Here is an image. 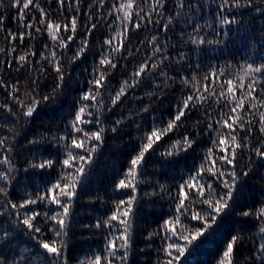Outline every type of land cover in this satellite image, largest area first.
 <instances>
[{
    "label": "trees",
    "instance_id": "trees-1",
    "mask_svg": "<svg viewBox=\"0 0 264 264\" xmlns=\"http://www.w3.org/2000/svg\"><path fill=\"white\" fill-rule=\"evenodd\" d=\"M37 2L49 13L53 20H59L64 23L68 22V17L74 15V11H69V4L75 9L76 5L73 0H66L63 9L57 4L56 0H37ZM120 0H104V7H100L99 0H80L78 17V34L76 41L71 43L67 49L54 50L61 57V64L65 72V86L59 95L55 104L41 106L39 114L36 115L29 123L25 124L23 118L14 124V118L9 116L4 110L0 109V137L11 138L13 132L17 135L15 140L11 141L15 145L10 153L11 159L16 166V179L9 187L11 193L10 199L15 203H20L26 198H35L37 193H42L50 184L58 178L61 172L60 161L64 158V148L58 145L57 140L61 134L66 131V126L72 120L77 101L81 92L87 90L88 80L93 78V69L97 66L100 56L107 46L103 45V40L110 36L114 31L107 25L115 21V14L109 16L108 12L114 4ZM193 0H186V3ZM254 6L261 9L255 11V7H246L233 9L225 14L231 17L235 15L239 23L237 25H228L219 27L217 25L216 15L218 12L219 0H199L201 11L197 22L203 27L202 32L206 39H216L223 41L220 44H207L199 47L190 43H185L180 36V29L176 26H169L168 31H163V23L168 15L172 14L175 9V0H166V10L163 16L157 17L153 13V19H159L160 24L146 25L142 24L140 29H133L129 25V41H126L125 50L119 54L118 67L113 70L114 75L108 85V89L114 93L120 86L121 81L129 79L132 73L141 62L152 56V47L147 41L152 35L158 37L161 47L167 45V55L169 59L164 62L160 69L155 72L146 73L142 77L143 82L134 89H129L125 97L113 112L105 110L101 119L108 131L105 132L104 141L95 154L94 162L89 166V171L84 179L83 184L78 188V197L73 204V214L71 217V228L69 231L68 248L65 255L68 258V264H79V261L85 262L89 257L97 253H103L106 247V237L109 230L101 227L100 229H85L83 224H94L97 220L103 221L113 209V201L123 197V194H116L113 189L115 183L121 178L128 162L136 154L140 144V137L145 131L151 129L153 121L157 124H164L171 115L174 114L175 106L182 103L184 97L193 91L192 84L198 88H203L205 84H212V79L208 81L203 79L204 76L215 69L218 73L220 69L224 70L221 80L234 78L239 72L240 65L253 63L259 65L264 63V0H253ZM140 9L147 12L151 9V0H137ZM143 12L141 14H143ZM187 12V8L185 9ZM33 13L39 19V13L34 9L26 17L31 20ZM85 13L93 16V21L98 23L96 29L88 36L89 47L86 53L75 63H68L79 46V40L84 35V29L89 23ZM16 9L11 7V0H0V15L5 17L4 30L0 31V48L6 51L0 53V61H5L0 65V80L5 85H16L20 92L17 95L24 98L25 92H31L32 80L38 79V91L41 96L50 94L57 82V74L47 61L40 60L39 53L45 51L44 45L52 47L53 42L48 39L47 33L35 34V39H26L23 44L19 40L14 41L17 51L11 56L7 50L12 47V43L6 39L8 31H22L19 23L13 19L16 16ZM101 17L99 21L96 17ZM137 18L134 17L135 21ZM212 25L211 28L207 25ZM35 26L42 27L38 23ZM183 27V25H181ZM186 33L191 32V27L185 28ZM34 32V29H33ZM217 33H219L217 35ZM225 33H227L225 35ZM65 37L68 33H62ZM143 40L144 43L140 44ZM29 46L37 53L30 57L32 64L35 66L34 71H29L26 65L22 70H17V65L13 57L21 54ZM139 47L140 51L136 52ZM131 48L133 56H128L127 49ZM180 53L187 56V60L179 61ZM160 54H157V57ZM156 57H153L155 59ZM12 61V67L7 66V61ZM151 63V61H150ZM41 65L46 70L47 75L39 73ZM165 72V76H160V71ZM190 81L185 85L181 77ZM196 81H192V77ZM168 77H173L168 80ZM167 81V83H165ZM217 93L220 91V85L212 84ZM11 87H0V104H9L14 110L18 105L14 104L8 98V92ZM148 93H154L149 96ZM105 103H109L106 99ZM211 107L208 104L203 106L197 104L196 108L190 113L189 118L184 120V126L178 128L174 133L165 137L148 159L143 172V179L146 183L141 184L138 189L139 202L133 217V247L129 254V264H159L165 259L162 248L165 235L160 230V226L165 219L174 216L175 197L177 187L195 171L204 157L205 151L212 146V134H205L204 129L207 125L205 111L211 112L213 118H218L219 110L223 108V101L216 104L214 99L210 98ZM145 105L150 106L148 113H142L140 110ZM227 112V109H223ZM132 113V119L125 121L117 133L110 131L113 122L120 117H127ZM7 117V119H5ZM201 120L199 125L200 134L197 137L199 143L190 151L185 159H178V163L172 164L170 160L163 158L160 153L163 152L172 140L178 139L185 133L193 131V124ZM12 131H9V129ZM86 130H95L96 125L90 124L85 126ZM253 133L250 137V145H255L259 137L256 124H253ZM70 133V129H67ZM69 135V142H70ZM30 140H37L35 145L29 144ZM79 151V150H77ZM3 149H0V156L6 155ZM256 160L254 154L245 150L238 153L236 161V170H246L249 159ZM35 159H52L55 166L51 169H31L25 171L27 161ZM5 166L0 165V170ZM255 170L248 177H242L236 199L232 202V208L227 214L218 217L217 223L210 228L203 237H200L194 245H189L185 255L180 258L177 264H218L221 254L232 235H239L242 243L238 245L235 261L236 264H256L253 253L255 252L257 237V222L254 217H244V211H255L264 204V167H260L257 162L254 165ZM208 179V177H205ZM214 187L222 191L219 183L213 181ZM164 186L161 190L160 186ZM155 195L145 196V192H153ZM6 201L0 198V205ZM207 210L206 205L194 204L189 208L188 215L181 217V222L187 225L189 229L202 227L200 221L190 219L191 211ZM26 210H35L41 213L48 212L51 214L55 210L54 205L45 207L43 203L30 205L29 209H21V218ZM11 213V214H10ZM19 218L12 213L11 209L0 208V235L4 230L10 232V238L0 240V260L3 264H14L21 260L22 256L28 258L27 264H41L46 255L35 240L31 238L28 230L23 224L17 223ZM44 231V238L51 239L52 233L48 231L51 222H46L43 215L38 217L35 222ZM179 227V226H177ZM152 234L149 236V234ZM187 234V233H186ZM181 244L183 240L179 241Z\"/></svg>",
    "mask_w": 264,
    "mask_h": 264
},
{
    "label": "snow or ice",
    "instance_id": "snow-or-ice-1",
    "mask_svg": "<svg viewBox=\"0 0 264 264\" xmlns=\"http://www.w3.org/2000/svg\"><path fill=\"white\" fill-rule=\"evenodd\" d=\"M56 2L63 9L66 0H56ZM73 2L76 7L73 9L69 4V11H74L75 14L68 17V22L64 23L51 19L49 13L41 7L37 0H11V7L16 9L17 13L13 19L19 23L23 30L19 32L8 31L6 39L12 43V47L7 50V54L11 56L17 51L14 41L19 40L23 44L26 39H35L34 33L46 32L48 39L53 44L52 47L48 44L44 45L45 51L39 53L40 60H37L36 64L47 61L57 74L55 87L50 94L43 96L38 91V79L32 80V90L25 92L24 98L17 95L20 92L18 86H7L4 81L0 80V87H11L8 98L18 105V109L14 110L9 104H0V109L14 118V124L21 118L25 124L29 123L39 114L41 106L50 103L55 104L62 93L66 83L65 72L61 64L62 58L57 55V51L54 49L57 47L67 49L71 43L76 41L79 28L80 0H73ZM99 5L104 7V0H99ZM201 7L199 0H193L189 3H186V0H175L176 10L166 17L162 30L166 32L169 30V26H176L180 29L182 39L187 36L185 43L197 47L205 43L209 45L222 43L221 40L206 39L205 35L202 34L204 29L197 22ZM246 7H255L253 0H219L216 15L217 25L219 27L237 25L239 21L236 16L229 17L225 13ZM186 8L187 12H185ZM33 9L39 13V19L37 20L33 13L32 19L26 20ZM165 10L166 0H151V9L147 12H143V9L139 8L137 0H120L109 10L108 15L115 14L116 18L107 26L113 28L115 25L114 31L103 40V45L107 47L102 52L97 66L93 69V78L88 80L87 90L81 92L74 116L66 126L65 133L58 137V145L64 148V158L60 161L61 172L44 192L37 193L35 198L23 199L18 204L9 198L11 195L9 187L16 179L15 173L17 171L10 156L15 147L11 141L15 140L17 133L13 132L11 138L0 137V149L8 153L0 156V165L5 166L3 170H0V198L6 201L5 204L0 205V208L11 209L12 213L19 218L16 222L23 224L29 234L34 233L31 238L46 254L41 264H68L65 250L68 248L67 240L71 228L73 204L78 197V188L83 184L89 166L94 162L95 154L104 141L105 132L108 131L101 119L105 110L109 113L113 112L115 107L122 103V98L126 96L129 89L138 87L143 82L142 77L146 73L160 69L164 62L169 59L167 45L161 47L158 37L152 35L147 41L152 47V56L141 62L130 73L129 79L121 81L119 88L112 93L108 89V85L114 75L113 70L118 67L119 54L125 50V42L129 41V25L131 24L133 29H140L142 24H160L159 19H153V13L160 17L164 15ZM255 11L260 12L261 9L255 7ZM142 12L143 14H141ZM85 15L89 23L84 29L83 37L79 40V46L68 61L70 64L78 61L86 53L89 47L88 36L98 26V23L91 22L93 16L90 13H85ZM134 17L137 18L135 21L133 20ZM100 19L101 17H96L97 21ZM4 20L5 17L0 15V31L4 30ZM35 23L42 27L35 26ZM187 27H191L190 33H186L185 28ZM207 27L211 28L212 25L209 24ZM62 33L68 34L65 37ZM143 43L144 41L141 40L140 44ZM5 51L4 48H0V53ZM139 51L140 48L137 47L136 52ZM36 54L33 47L29 46L21 54L13 57L18 66L17 70L20 71L28 65L29 71H34L35 66L30 57H34ZM133 54L132 49L128 48L127 56L123 58L127 59ZM157 54L160 55L157 57ZM153 57L156 58L153 59ZM185 60H187V56L180 53L179 61ZM4 63L5 61H0V65ZM7 66L9 68L13 66L11 60L7 61ZM39 73L47 75L42 65L39 68ZM159 75L165 76V72L161 70ZM223 75V69H220L219 73L213 69L203 77L205 81H208L210 77L213 78L212 84L219 83L220 91L218 93L212 84H205L201 89L193 83V91L183 98L181 104L175 106L174 114L170 116L168 121L164 124H157L153 121L151 129L143 133L136 154L129 160L128 167L125 168L121 178L116 181L113 189L116 194L122 193L123 197L113 201V209L103 221L97 220L94 224L82 225L85 229L103 227L109 230L104 252L89 257L86 262L81 260L79 264H129V254L133 247V217L139 202L137 193L141 184L146 183L143 179V169L150 156L156 152L160 142L170 133H174L178 128L184 126V120L189 118L197 104L201 106L208 104L211 107V98L215 100L216 104L223 101V108L219 110L218 118H213L211 112L205 111L204 113L207 120L204 132L205 134H212V146L206 149L204 157L195 171L183 179L177 187L174 216L165 219L160 226V230L165 233L162 237L164 241L162 252L165 259L159 264H177L180 258L185 255L189 245H194L217 223L218 217L227 214L232 208V202L236 199L241 178L250 176L255 170L254 165L257 162L260 167H264V63L259 65L241 64L239 72L234 78L221 80ZM172 79L173 77H168V80ZM181 79L185 85L190 84L187 78L182 76ZM192 81H196L195 76L192 77ZM148 95L153 96L154 93H148ZM106 99L109 103H105ZM223 109H227V112ZM149 110L150 106L145 105L140 111L148 113ZM132 115L130 112L129 116L116 119L110 131L117 133L122 126H125L126 120L132 119ZM201 123L202 121L199 119L195 121L192 132L172 140L160 155L166 160H170L172 164L179 162L177 158L185 159L199 143L197 137L200 134L199 125ZM90 124L96 125L95 130H86L85 126ZM253 124L257 125L260 138L255 145H250V137L254 130ZM67 129H70V133ZM9 131L12 129L10 128ZM69 135L71 137L70 142ZM36 143H38L37 140L29 141V144L35 145ZM245 150L254 154L256 160L250 158L246 170L241 169L240 172H237V155ZM54 166L55 161L52 159L40 161L31 159L27 161L25 171L29 168L51 169ZM213 181L219 183L222 191L214 187ZM160 188L164 190L163 185ZM144 195H155V191L145 192ZM38 203H43L45 207L54 205L55 210L51 214L26 210L21 218V209H29L30 205H37ZM194 204L206 205L207 210L201 212L193 209L191 211L190 219L200 221L203 226L189 229L187 225L182 224L181 217L187 216L189 208ZM41 215L44 216L46 222H51L52 226L48 228V231L52 233L51 239L44 238L43 229L35 223ZM242 215L254 217L257 222L256 230L259 236L256 238L258 242L253 255L256 264H264V204H261L254 212L244 211ZM10 235L8 230H4L3 234L0 235V240H7ZM151 235L150 233L149 236ZM180 240H183L184 243L181 244ZM241 243L242 238L239 235H232L218 264H236L235 254L238 245ZM21 260L27 264L28 258L22 256ZM0 264H3L2 260H0ZM14 264H20V262L16 261Z\"/></svg>",
    "mask_w": 264,
    "mask_h": 264
}]
</instances>
